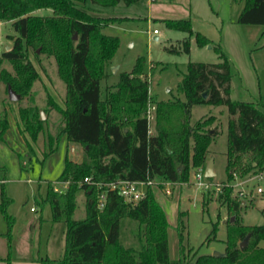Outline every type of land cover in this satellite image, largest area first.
<instances>
[{"label": "trees", "instance_id": "1", "mask_svg": "<svg viewBox=\"0 0 264 264\" xmlns=\"http://www.w3.org/2000/svg\"><path fill=\"white\" fill-rule=\"evenodd\" d=\"M86 0H0V20H12L17 32L9 49L0 55L9 61L15 75L0 72L6 87L21 96L28 92L38 74L27 59L25 50L30 47L52 55L57 64L58 75L65 83L64 106L51 101L62 117L61 131L47 138L48 150L54 151L57 141L64 135L70 143L84 148L85 158L74 161L64 158L63 169L57 181L69 180L65 189L53 190L48 183L45 200L49 202L52 221L65 224V244L59 258L38 257L42 264H175L169 259L167 228L168 220L151 186L145 197L136 204L125 203L116 190L107 192L102 209L96 206V188L84 182L86 176L94 181L108 182L119 177L128 180H144L147 173L152 181L171 183L187 182L192 168L204 167L208 147L215 134L200 118L190 122L192 105H223L228 114L226 134L225 185L217 194L221 204L234 208L232 197L233 172L239 177L248 173L244 165V153L252 152L257 165H264V112L257 103L230 98L231 63L219 48L220 61L215 63L189 62L179 89L185 101L150 100L147 78H140L143 58H137L130 72L119 74L117 89L104 96L100 81L104 76L105 62L117 47L116 36L101 32L103 25L116 19L91 16L78 3ZM100 6H114L119 2L130 5L139 0H89ZM49 8L51 14L37 15L33 12ZM169 28L192 33L188 19H165ZM237 21L249 24H264V0H246ZM76 38L73 39V35ZM196 42L206 45L209 39L196 33ZM183 49L189 51V40L183 41ZM207 90L203 98L201 93ZM150 101V102H149ZM152 103L154 127L151 131L146 105ZM23 127L20 132L28 147L35 141L42 127L38 109H19ZM8 128L4 115L0 118V139ZM28 134L25 136V134ZM246 166V167H245ZM209 177L207 179H211ZM85 194V217L73 219L76 207V192ZM2 210L7 224L13 219L6 214L4 205L8 200L0 192ZM42 204L43 199L37 201ZM178 217L180 242L185 224ZM122 217L134 219L144 226V243L136 251L119 243V223ZM9 237V233L5 234ZM248 235V244L240 248L239 241ZM264 238V224L236 225L228 234L222 256L199 255L196 264H264V247L259 242ZM182 245V244H181ZM137 254V258L134 254ZM10 239L5 256L0 261L10 264ZM177 264H187L177 262Z\"/></svg>", "mask_w": 264, "mask_h": 264}, {"label": "rangeland", "instance_id": "2", "mask_svg": "<svg viewBox=\"0 0 264 264\" xmlns=\"http://www.w3.org/2000/svg\"><path fill=\"white\" fill-rule=\"evenodd\" d=\"M245 1L139 0L130 5L121 2L107 7L89 0L78 3L79 7L98 19H116L101 28L102 33L118 39L115 52L105 62L103 69L104 76L100 81L102 96L109 90L117 89L119 74L130 72L139 57L143 58V71L139 77L148 80L150 100L179 98L185 101L179 84L187 71V64L218 62L220 48L231 63L230 98L260 104L258 108L264 112V24L237 21ZM33 14L49 15L51 10L40 8ZM165 19H188L192 33L169 28ZM197 32L209 39L206 45L196 42ZM10 35H17L12 20H0V55L5 45L11 47L13 39ZM185 39L189 40V51L183 49ZM25 52L38 74L28 92L19 100H9L6 84L0 78V118L5 115L8 120V128L0 139V192L3 188L4 197L8 200L4 210L13 219L9 228L0 206V256H5L9 238L11 255L14 257L23 259L34 255L36 258H59L64 251L65 224L63 221H52L50 204L45 200L46 189L48 183L57 181L66 155L74 161H81L85 158V152L82 145L70 143L62 135L54 151L43 156V150H48L47 138L54 139L63 127L61 114L49 102L64 106L65 83L58 75L52 55L42 53L39 49L35 53L30 47ZM0 72L15 75L13 65L7 60L1 62ZM149 102L146 108L150 112L148 121L152 131L154 115L152 103ZM21 107H35L44 114L36 140L30 141L33 153L28 150L20 132L23 127L19 114ZM199 118L206 121V127L215 134L209 144L206 160L213 158L215 172L211 179L206 178L211 183L209 188L196 183V168L190 170L187 182L156 180L151 186L167 216L168 254L170 261L175 264H196L199 255H212L214 251L224 253L228 234L238 224H264V196L256 194L253 189L258 181L255 176L261 174L264 177V165L256 164L252 152L244 153V165H247L248 173L245 177H239L236 172L232 175L234 177L236 174L237 179L244 181L246 194L239 195L236 191L238 186H233L232 197L236 205L232 209L227 204H221L217 194L222 190L221 184L225 183L226 177V107L192 105L190 122ZM24 134L28 138V134ZM41 199L43 202L39 204L37 201ZM84 203L85 194L80 189L76 192L73 219L85 217ZM179 213L185 224L181 242ZM7 232L9 237L5 235ZM143 233V224L128 217L121 218L120 244L137 251L144 243ZM247 244L248 240L244 247ZM259 246L264 247V238L260 240ZM134 255L137 258V254Z\"/></svg>", "mask_w": 264, "mask_h": 264}, {"label": "built area", "instance_id": "3", "mask_svg": "<svg viewBox=\"0 0 264 264\" xmlns=\"http://www.w3.org/2000/svg\"><path fill=\"white\" fill-rule=\"evenodd\" d=\"M150 112L147 110V118L149 120ZM204 167H198L195 169L194 178L198 185L203 186L204 188H209L210 182L206 180L204 176ZM237 175L234 174V180L230 183L231 186H238L236 190L239 195H245V188L243 187L244 181L237 179ZM258 180L253 185V189L256 194L264 196V177L261 174L255 176ZM84 182H87L93 185L97 190L96 195V206L98 209H102L106 202L107 192L109 190H116L122 196L123 201L125 203L136 204L140 199L145 197L147 189L154 184L147 173L146 179L144 180H128L122 177H119L115 180L102 182V181H94L91 176H86L83 179ZM69 184V180H61L55 181L53 183V190L60 191L61 189H65ZM220 184V183H219ZM217 184V186L219 185ZM222 187L225 183L221 184ZM220 190L219 192H221Z\"/></svg>", "mask_w": 264, "mask_h": 264}, {"label": "water", "instance_id": "4", "mask_svg": "<svg viewBox=\"0 0 264 264\" xmlns=\"http://www.w3.org/2000/svg\"><path fill=\"white\" fill-rule=\"evenodd\" d=\"M75 38H76V34L73 35V39H75ZM155 38H157V37H155ZM4 48L8 49L9 46L5 45ZM7 93H8L9 100L15 101V100H19L20 99V95L18 93H16L12 89V87L10 85H7ZM201 95H202L203 98H206L207 95H208V91L207 90L203 91L201 93ZM39 118L40 119L44 118L43 111H41V110L39 111ZM203 173H204V176L206 178L213 177L215 175V172L213 170V158L212 157H210L208 159L207 163L205 164ZM247 240H248V235L240 242L239 247L241 249L244 247V245L246 244ZM223 254L224 253H220V252L214 251L212 255L213 256H222Z\"/></svg>", "mask_w": 264, "mask_h": 264}, {"label": "crops", "instance_id": "5", "mask_svg": "<svg viewBox=\"0 0 264 264\" xmlns=\"http://www.w3.org/2000/svg\"><path fill=\"white\" fill-rule=\"evenodd\" d=\"M121 3V2H119ZM118 3V4H119ZM117 5V4H116ZM73 149V147H72ZM243 203V202H242ZM12 258H10V264H41L39 261H37V256L34 255H29V256H25V258L21 259L14 257L11 255ZM0 264H6L4 261H0Z\"/></svg>", "mask_w": 264, "mask_h": 264}]
</instances>
